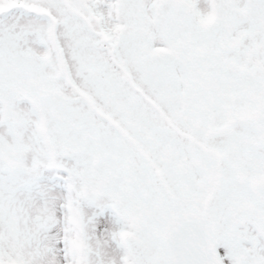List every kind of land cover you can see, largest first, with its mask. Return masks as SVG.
<instances>
[{
  "label": "snow or ice",
  "instance_id": "6c2138e0",
  "mask_svg": "<svg viewBox=\"0 0 264 264\" xmlns=\"http://www.w3.org/2000/svg\"><path fill=\"white\" fill-rule=\"evenodd\" d=\"M0 264H264V0H0Z\"/></svg>",
  "mask_w": 264,
  "mask_h": 264
}]
</instances>
